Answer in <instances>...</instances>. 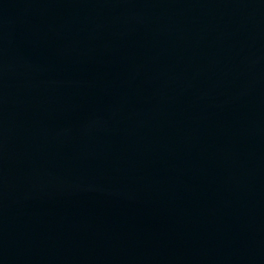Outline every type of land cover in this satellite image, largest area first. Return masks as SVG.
I'll use <instances>...</instances> for the list:
<instances>
[{
  "label": "water",
  "instance_id": "1",
  "mask_svg": "<svg viewBox=\"0 0 264 264\" xmlns=\"http://www.w3.org/2000/svg\"><path fill=\"white\" fill-rule=\"evenodd\" d=\"M0 264H264V0H0Z\"/></svg>",
  "mask_w": 264,
  "mask_h": 264
}]
</instances>
